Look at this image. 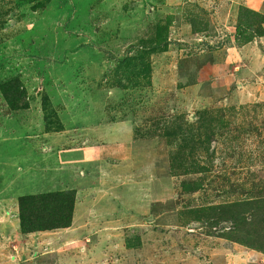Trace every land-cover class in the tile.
Segmentation results:
<instances>
[{
    "label": "rangeland",
    "instance_id": "obj_1",
    "mask_svg": "<svg viewBox=\"0 0 264 264\" xmlns=\"http://www.w3.org/2000/svg\"><path fill=\"white\" fill-rule=\"evenodd\" d=\"M0 264H264V0H0Z\"/></svg>",
    "mask_w": 264,
    "mask_h": 264
},
{
    "label": "trees",
    "instance_id": "obj_2",
    "mask_svg": "<svg viewBox=\"0 0 264 264\" xmlns=\"http://www.w3.org/2000/svg\"><path fill=\"white\" fill-rule=\"evenodd\" d=\"M55 199L58 200L57 203H52V200ZM27 200H29L31 204L30 208H26L28 209L29 214L30 211L32 212V215L30 214L31 220L35 221L36 219H41L45 217L43 221L47 223L45 224L47 225V228L45 229L65 227L70 223L72 205H73V196L70 195V193L60 192V193H53V194L51 193L36 197L22 198L19 200L20 212L21 210L25 211V207H26L25 203ZM41 209H43L46 216L43 217L41 216L40 218H37L36 216L40 214L39 211ZM21 220H23L22 217Z\"/></svg>",
    "mask_w": 264,
    "mask_h": 264
}]
</instances>
